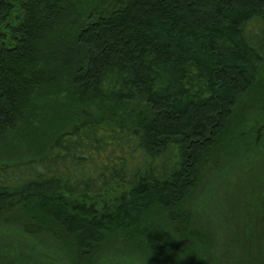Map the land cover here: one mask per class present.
<instances>
[{
  "label": "trees",
  "instance_id": "obj_1",
  "mask_svg": "<svg viewBox=\"0 0 264 264\" xmlns=\"http://www.w3.org/2000/svg\"><path fill=\"white\" fill-rule=\"evenodd\" d=\"M263 65L264 0H0V139L49 142L0 166L4 226L88 255L153 209L178 224ZM142 236L153 264L200 263L181 231Z\"/></svg>",
  "mask_w": 264,
  "mask_h": 264
},
{
  "label": "rangeland",
  "instance_id": "obj_2",
  "mask_svg": "<svg viewBox=\"0 0 264 264\" xmlns=\"http://www.w3.org/2000/svg\"><path fill=\"white\" fill-rule=\"evenodd\" d=\"M53 99L47 110L60 107ZM227 126L178 209V224L171 223L175 215L153 209L138 232L111 236L80 255L48 235H22L18 226H4L0 217V264H153L142 234L156 224L183 232L199 264H264V65ZM23 130L24 124L0 139V166L38 158L48 150L45 136L34 131L30 137Z\"/></svg>",
  "mask_w": 264,
  "mask_h": 264
}]
</instances>
